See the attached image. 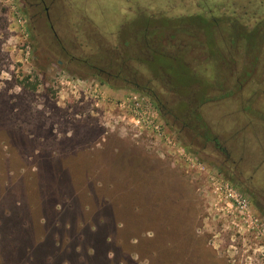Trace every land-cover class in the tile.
Returning <instances> with one entry per match:
<instances>
[{
  "label": "rangeland",
  "instance_id": "rangeland-1",
  "mask_svg": "<svg viewBox=\"0 0 264 264\" xmlns=\"http://www.w3.org/2000/svg\"><path fill=\"white\" fill-rule=\"evenodd\" d=\"M197 15L199 44L176 36L196 47L155 40L185 67L140 51V26ZM263 20L264 0H0V231L29 215L43 238L10 261L0 235V264H264ZM130 95L163 138L119 109ZM212 174L253 229L215 205Z\"/></svg>",
  "mask_w": 264,
  "mask_h": 264
},
{
  "label": "trees",
  "instance_id": "trees-1",
  "mask_svg": "<svg viewBox=\"0 0 264 264\" xmlns=\"http://www.w3.org/2000/svg\"><path fill=\"white\" fill-rule=\"evenodd\" d=\"M221 21V20H220ZM219 20L216 19H211L208 20V22L206 23L205 26H207L208 29L210 30H215V28H217L218 23L220 22ZM202 22L201 18L199 17V15L197 16H190L188 17V19H181V20H176L174 22L168 21L165 25H162L160 28H151L150 25H148L149 23H145V27L143 28V32L141 31V33L143 34V37H141V44L145 43V41L152 35H156V36H160L162 35V32H164V34L166 32H168V38L171 42V46L172 47H176V48H180V47H186V49L188 48H193L196 47V45L192 46V45H188V46H183L181 45V42L178 40L177 33L190 37V39L195 40L196 43L199 44V36L201 37L202 35V31H203V27L202 26ZM233 23V22H232ZM235 25V24H234ZM236 26V25H235ZM142 27V26H141ZM151 30H150V28ZM167 29V30H166ZM255 29H258L259 31H261L262 33H264V20L262 22H260L258 24V27H256ZM250 29H238V27L236 26V31H237V36L240 37L239 32H245L248 31ZM190 35V36H189ZM264 37H260L259 39H262ZM202 39V37H201ZM201 45L204 43L203 41H200ZM208 42V39H207ZM258 40L255 41V44H258ZM264 42V40H263ZM177 44V45H175ZM205 44H206V39H205ZM263 44V43H262ZM259 45H261V43L259 42ZM163 58H166L170 61H173V63H175L174 65H178L180 67H185L186 66V59L184 54H175L174 56H169V58H167L168 55H166L164 52L163 54H157ZM163 70V67L160 68ZM29 80L28 78H25V81ZM192 87H190L189 89L191 90ZM32 89H35V85L32 86ZM172 89V85L170 86V90ZM188 89V90H189ZM136 92H138L137 89H134ZM189 90V92H190ZM227 91V90H226ZM232 91L229 92V90L226 92L225 96H227L229 93L231 94ZM28 215V214H27ZM19 216H16L15 218L11 219L13 224H9L7 225L4 229L0 231V235L1 237H4V239H6L7 241H9V245L11 248V252L10 253H3V256L11 261V257L12 256H16L17 254H23L24 252H27L28 248L27 245L31 242H39L40 240H42V236L40 235V232H31V228H29V225L31 222L30 216L28 215L27 217H24L22 219L18 218ZM5 219V217L0 219V225L3 223V220ZM39 228V227H38ZM1 230V229H0ZM54 238H51V241L54 242ZM27 257V256H26ZM37 260L41 261V262H47L48 261V257L47 256H43V257H39Z\"/></svg>",
  "mask_w": 264,
  "mask_h": 264
},
{
  "label": "built area",
  "instance_id": "built-area-1",
  "mask_svg": "<svg viewBox=\"0 0 264 264\" xmlns=\"http://www.w3.org/2000/svg\"><path fill=\"white\" fill-rule=\"evenodd\" d=\"M77 86L79 85H74L73 87L76 88ZM118 107L123 113H130V121L134 124V127L149 129L155 137L163 138L164 134L160 124L157 122L156 114L138 95H130L125 100H121ZM164 139L168 145H173L169 139L166 137ZM209 180L211 192L214 201H216L215 205H218L219 210L239 219L240 223L247 224L248 230L253 229L252 224L257 222V220H253L249 201L221 175L212 174Z\"/></svg>",
  "mask_w": 264,
  "mask_h": 264
},
{
  "label": "flooded vegetation",
  "instance_id": "flooded-vegetation-1",
  "mask_svg": "<svg viewBox=\"0 0 264 264\" xmlns=\"http://www.w3.org/2000/svg\"><path fill=\"white\" fill-rule=\"evenodd\" d=\"M128 26V25H127ZM141 27V26H140ZM139 27V28H140ZM155 28H157V27H155ZM141 29H143L142 27H141ZM156 36V35H155ZM155 36L154 35H152V36H150L149 38L151 39L150 41H148V39L145 41V43H143V44H140L141 45V48H140V51H142V53H144V51H145V53L146 54H148L151 58H150V61L151 60H153V56L155 55V54H163V51H160L159 50V48H158V46H157V44H155L156 42H155V40L159 37V36H156V38H155ZM141 37H143L142 35H141ZM140 37V43H141V38ZM129 40H132V44H136V42H137V40H135V39H132V38H129ZM128 44H129V41H127V42H125V45H126V47L128 46ZM129 48V47H128ZM166 55H169V54H166ZM151 68V67H150ZM160 68H162V67H160ZM151 70H152V68H151ZM133 89H137L138 90V92L139 93H147V92H149V88L148 87H146V86H140V85H138V84H135L134 86H133ZM135 91V90H134Z\"/></svg>",
  "mask_w": 264,
  "mask_h": 264
}]
</instances>
